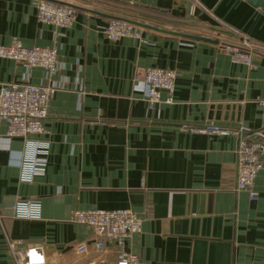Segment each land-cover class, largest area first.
<instances>
[{
    "label": "crops",
    "instance_id": "obj_1",
    "mask_svg": "<svg viewBox=\"0 0 264 264\" xmlns=\"http://www.w3.org/2000/svg\"><path fill=\"white\" fill-rule=\"evenodd\" d=\"M38 1L0 0V45L52 47L58 62L51 75L0 58V84L55 88L42 133L8 137L0 119V264L35 247L44 264H117L113 246L75 252L97 238L70 221L87 209L141 218L125 243L134 264H264V160L252 199L236 189L238 136L187 128L264 130V16L243 0H49L75 11L57 28L38 20ZM113 18L140 36L110 40ZM138 67L175 70L172 91L149 106Z\"/></svg>",
    "mask_w": 264,
    "mask_h": 264
},
{
    "label": "built area",
    "instance_id": "obj_2",
    "mask_svg": "<svg viewBox=\"0 0 264 264\" xmlns=\"http://www.w3.org/2000/svg\"><path fill=\"white\" fill-rule=\"evenodd\" d=\"M37 18L41 23L50 24L57 28L70 27L75 18V11L49 0L37 2ZM105 34L110 40L122 37H139L140 30L125 19L113 18L105 28ZM226 53L231 54L233 61L250 64L251 53L235 44L223 46ZM0 58L14 60L27 67H40L54 74L57 70V52L52 47H26L18 40L9 45H0ZM177 72L172 69L156 67H138L134 80L142 82L147 88L149 106L159 102L160 92L172 91ZM55 91L52 86L35 85L27 80L2 82L0 84V119L6 124V136L27 138L31 134L44 131L43 122L48 115V103ZM170 101V98L166 99ZM193 132L238 136L236 148L237 190H247L250 197L255 199L257 193L252 189L255 177L263 167L264 160V130L252 131L245 127L228 130L218 125L187 127ZM25 164V162H24ZM42 163L39 158L27 161L26 165L33 168ZM28 217L30 213L20 214ZM71 222L86 224L97 238L88 243L75 245L77 254H86L90 250L103 252L107 246L115 248L117 264H134L137 256L125 250L126 240L141 230L142 220L129 209L75 210ZM16 264H44L41 247L18 250ZM35 258V259H34Z\"/></svg>",
    "mask_w": 264,
    "mask_h": 264
},
{
    "label": "water",
    "instance_id": "obj_3",
    "mask_svg": "<svg viewBox=\"0 0 264 264\" xmlns=\"http://www.w3.org/2000/svg\"><path fill=\"white\" fill-rule=\"evenodd\" d=\"M243 1H245L247 4L252 6L255 10H257L264 16V0H243ZM176 34H179V33H176ZM179 35H185V34H179ZM185 36L193 38V39H201V37L199 36H193V35H185Z\"/></svg>",
    "mask_w": 264,
    "mask_h": 264
}]
</instances>
